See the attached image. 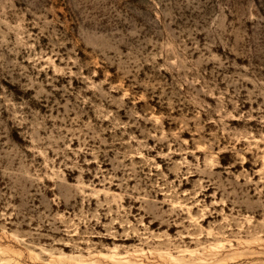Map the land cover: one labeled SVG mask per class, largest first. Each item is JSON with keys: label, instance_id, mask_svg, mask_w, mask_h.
I'll list each match as a JSON object with an SVG mask.
<instances>
[{"label": "rangeland", "instance_id": "obj_1", "mask_svg": "<svg viewBox=\"0 0 264 264\" xmlns=\"http://www.w3.org/2000/svg\"><path fill=\"white\" fill-rule=\"evenodd\" d=\"M0 264H264V0H0Z\"/></svg>", "mask_w": 264, "mask_h": 264}]
</instances>
